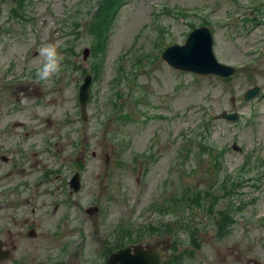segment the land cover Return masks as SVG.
I'll list each match as a JSON object with an SVG mask.
<instances>
[{"label": "rangeland", "instance_id": "obj_1", "mask_svg": "<svg viewBox=\"0 0 264 264\" xmlns=\"http://www.w3.org/2000/svg\"><path fill=\"white\" fill-rule=\"evenodd\" d=\"M233 2L27 0L24 22L0 1V264L24 248L104 264L125 245L177 237L183 251L193 245L178 234L182 221L200 241L190 264H264V98L244 101L251 88L264 93V8L262 25L244 28L228 20ZM201 24L218 60L237 69L231 80L163 59ZM50 43L66 67L37 82L39 49ZM224 111L241 119H218ZM223 214L232 227L221 234ZM23 222L39 234L7 235Z\"/></svg>", "mask_w": 264, "mask_h": 264}, {"label": "water", "instance_id": "obj_2", "mask_svg": "<svg viewBox=\"0 0 264 264\" xmlns=\"http://www.w3.org/2000/svg\"><path fill=\"white\" fill-rule=\"evenodd\" d=\"M163 59L172 67L197 74H215L221 77H230L235 73L230 67L220 64L213 53V37L208 28L194 30L188 37L184 46L175 45L168 48ZM90 76L81 89L80 100L85 110V104L89 98ZM259 88L249 91L246 100L258 95ZM220 118L236 121L238 114L223 113ZM235 150H241L235 144ZM71 187L75 192L80 190L79 175L71 181ZM94 210H90L92 214ZM171 248L169 240H163L155 245H136L113 253L106 264H164L166 252Z\"/></svg>", "mask_w": 264, "mask_h": 264}, {"label": "flooded vegetation", "instance_id": "obj_3", "mask_svg": "<svg viewBox=\"0 0 264 264\" xmlns=\"http://www.w3.org/2000/svg\"><path fill=\"white\" fill-rule=\"evenodd\" d=\"M1 3L3 0H0ZM12 3H10V17L16 18V19H21L22 21H27L29 19L27 15V10H26V2L27 0H11ZM253 2H256L259 4L260 7L264 8V2L261 0H254ZM260 12V9H253L250 14L251 15H256L258 17V14ZM2 27L0 26V35L2 32ZM16 227H20V229L16 232L10 229L9 233L7 235H10V237H15L19 236L22 234V238L24 237V232L25 234H28L29 238H32V236L38 235V230L39 227H35V223H29V222H23V224H16ZM4 227V226H3ZM5 228L0 229V243L1 239L3 240L6 235L3 233ZM61 234V232H60ZM33 239V238H32ZM4 241V240H3ZM18 254L16 258H14L12 261L5 263V264H74L73 259L68 261V256H62L63 250L60 249L58 252L48 255L49 252L46 251L43 252L42 255L37 254V252L33 250H28L26 248L22 249ZM48 253V254H47ZM5 256L6 253L4 251H1V244H0V258L1 256ZM38 255V256H37ZM1 261V260H0ZM106 262V261H105Z\"/></svg>", "mask_w": 264, "mask_h": 264}, {"label": "clouds", "instance_id": "obj_4", "mask_svg": "<svg viewBox=\"0 0 264 264\" xmlns=\"http://www.w3.org/2000/svg\"><path fill=\"white\" fill-rule=\"evenodd\" d=\"M61 45L50 43L40 47V64L36 68L35 78L37 82L48 83L54 77L58 78L66 67L64 61L66 56L60 51Z\"/></svg>", "mask_w": 264, "mask_h": 264}, {"label": "trees", "instance_id": "obj_5", "mask_svg": "<svg viewBox=\"0 0 264 264\" xmlns=\"http://www.w3.org/2000/svg\"><path fill=\"white\" fill-rule=\"evenodd\" d=\"M206 139L201 140V142L205 141ZM208 144V143H207ZM168 209H171V207H168ZM217 230L219 233L224 234V231L229 229L231 227L230 223H226L225 220L223 219L222 221L217 222L216 224ZM179 233H187L190 235V244L193 245L191 246H184L183 251H180L179 249V241L180 238H176L173 241V247L172 250L176 251L178 253H175L169 257V260L166 262V264H190L191 260L195 256V248H198L200 246V241L196 240L194 238V232L191 230V227H188L183 223V221L178 225ZM183 244V242H182ZM126 246V245H125ZM194 260V259H193Z\"/></svg>", "mask_w": 264, "mask_h": 264}]
</instances>
